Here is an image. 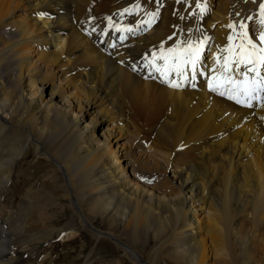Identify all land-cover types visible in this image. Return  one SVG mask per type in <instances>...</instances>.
Wrapping results in <instances>:
<instances>
[{"label": "bare ground", "instance_id": "6f19581e", "mask_svg": "<svg viewBox=\"0 0 264 264\" xmlns=\"http://www.w3.org/2000/svg\"><path fill=\"white\" fill-rule=\"evenodd\" d=\"M99 1L106 6L114 4V11L99 16L96 7L94 13L98 14L95 13L94 22L86 24L85 35L83 26L78 24L90 17L93 0H0V25L3 24L8 34L7 41H0V264H40V253L46 245L67 231L59 228L56 219L59 199L69 201L93 237L111 240L132 264H158L159 256L167 250L168 257L176 264H219L220 261L226 264L222 257L225 252L230 253L232 264H264V242H253L252 236L242 237L239 234L246 231L236 224L251 226L252 233L262 224L259 227L264 232V105L251 102L247 106L228 95L210 93L200 79L201 75H207L210 80L214 76L221 78L217 60L228 56L222 49L232 35L231 22L240 31V25H246L249 38L258 47H264L259 41L264 31L259 10L264 0H226L214 4L215 10L209 18L208 15L204 18H207L205 26L214 25L215 31L197 45L202 47L194 79L190 67L186 68L184 77L171 72L165 78L147 65L143 55L150 46L161 43L164 31L146 34V29L138 25L137 36L130 40L124 39L131 37L132 32H108L106 24L110 18L115 21L125 11L134 16L130 21L133 23L149 0ZM150 1L153 11L157 0ZM181 1L184 8L192 4L189 0ZM128 5L133 9H128ZM41 17L46 19H38ZM251 17L257 20L254 24L249 23ZM248 25L255 29L247 28ZM99 30L104 32L99 34ZM88 36L93 45L88 42ZM205 44L209 55L202 53ZM74 51L80 55H76L78 60L71 61ZM206 56L209 58L202 64ZM76 66L82 73L73 77ZM104 80L118 84L121 81L120 87L133 89L126 108L135 113L141 107L134 89L144 85L169 96L178 107L195 101L210 108L227 107L229 115L253 114L262 120H256L245 130L238 127L232 133V140L211 143L219 145L225 154L219 153L221 164L209 166L208 174L215 172L214 178L225 183L206 182L208 177L205 182L200 177L203 181H196L202 173L200 169L191 170L176 160L171 161L170 154L157 149L172 177L166 178L167 172L158 168L161 164L156 162L155 167L164 180L152 188L140 181L158 176H150L152 170L145 166L140 143L119 144L123 139L134 138L124 123L127 110L113 105L112 96L102 85ZM169 81L181 86L173 88ZM164 84L167 87L161 86ZM220 90H224V85ZM174 113L173 129L169 125L163 135L175 152L190 148L193 142L206 140L209 135L214 138L220 134L211 126L209 112L202 118L197 117V112ZM88 115L92 117L88 119ZM103 123H113L115 131L110 127L105 136L100 132ZM31 147L40 156L35 174L42 175L41 179H37L40 175L27 174L14 189L16 168L19 167V173L31 169L19 165ZM44 162L49 168L52 167L49 162L57 166L55 172L59 171L60 177L58 173L45 175L40 167ZM21 189L25 190L23 196L6 200L9 191ZM59 190L62 194L57 196ZM95 200L98 207L92 209L94 212L102 210L113 223L116 219L123 222L125 242L112 232H101L83 214L82 203ZM152 227L158 245L146 260L136 249L138 245H148ZM232 240L239 248L229 246ZM258 253L262 257L257 259Z\"/></svg>", "mask_w": 264, "mask_h": 264}, {"label": "rangeland", "instance_id": "374dc122", "mask_svg": "<svg viewBox=\"0 0 264 264\" xmlns=\"http://www.w3.org/2000/svg\"><path fill=\"white\" fill-rule=\"evenodd\" d=\"M97 1L99 3L101 2L99 0H97ZM97 1L93 0V2H92V6H91L92 8H90L91 15L88 18V20H86L87 19L86 18V19L81 21L80 25L78 24V26H83L84 32L86 33V34L84 33L85 35H87V30H85L86 24L94 22L93 18H94V15H96L95 13H97V12L100 13V14L97 13L99 16H101L103 13V15L106 16L108 14L111 15V13H113V11H114V4H110V5L106 6L104 4V2L99 4ZM136 1L138 3V0H136ZM177 1H179L181 4H184L183 1H181V0H157L156 7L153 8V11H152L150 8L151 1L149 0L146 2V7H145V5L142 6V8L144 7V12L140 13L139 17H141L146 22L151 19V17L148 15L149 13H157L158 14L157 15V17H158L157 23H159V24L152 22L151 26L155 29H153L150 33H154L156 30L159 32L161 30L164 32L166 31L165 33L161 32L164 35L161 38L162 39L161 42L165 41L168 35H169L168 39L171 42H173L174 44H175V42L173 41L174 36L188 37L189 39H190V37L191 38L196 37V36L186 35V33H189L192 30L200 31L201 33H204L205 35H203L201 33L197 34V35H201L203 40H204L206 36H209L211 34V32L213 33V31H215L214 25L213 26L211 25L212 27L210 26V28L205 26V23L207 22V18L203 17L200 23H194V20L192 18H189V16H188L189 12L191 10H193V8L196 6V2L194 0H189L192 3V4H190L189 8L191 7V5H192V8H190L188 11H185V8L183 5H180L179 7H177L176 6ZM202 1L205 2V0H202ZM225 1L226 0H211V1L207 0V7L212 9V11H210L209 14L213 12V9L215 10V8H216V5H214L215 3L221 4L222 2H225ZM94 2H95V4H94ZM118 2L120 3V0H118ZM139 5L141 7V4H139ZM129 6L130 5H128L126 7H128V9H133L132 6H130V7ZM187 6H188V4H187ZM96 7H97V12L94 13V11H95L94 9ZM199 8L200 7H198V9ZM193 14L197 15V9H196V12ZM209 14L207 16L208 18H209ZM146 17L149 20H146ZM38 19L44 20V19H46V17H41ZM47 19L51 20L50 18H47ZM256 21H257L256 19L251 17L249 20V23L252 24V22H256ZM161 26H163V27H161ZM213 27H214V29H213ZM252 27L253 26H251V25L247 26V28H250L251 30L255 29ZM99 31H100L99 34L104 32V31L102 32V30H99ZM183 31H184V33H182ZM206 31H207V33H206ZM208 31H210V32H208ZM167 32L170 34L166 35ZM165 36H166V38H165ZM88 37H87V40L90 38V37L89 38ZM7 39H8V34L6 33V31H4L3 24H1L0 25V41H7ZM90 40H91V38L88 40V42L93 45V43ZM200 43H203V41ZM56 44L57 43H55V45ZM204 47H206V46L204 45ZM206 48H208V47H206ZM55 49H57V47ZM207 51H209V49ZM76 55H80V52L74 51L72 53V57H70L71 58L70 60L71 61L72 60H78V57ZM204 61L206 62V60L204 59L202 64L205 63ZM63 62H60V63H63ZM76 67H77V71L72 73L73 77H76L82 73L81 68L78 66H76ZM64 68L66 69L67 66H65ZM74 69H76V68L74 67ZM99 78L104 79L102 77H99ZM145 79L147 81L149 79L150 82H152V81L155 82L151 78H145ZM146 80H143V81L147 82ZM58 82L59 81H57V83ZM102 85L106 88V91L108 92V94L112 96V98L114 100L113 105L116 107H120L123 110L124 109L127 110L124 113V117H125L124 123H126L128 125V130L131 132V135L133 136L134 139H131V138L123 139V140H121V142L119 144L121 145V144L127 143V144H130L132 146V141L136 142V144H138V145L140 143V146H142V148H143V149H141V147L139 146L140 153H143V154H141V157L145 159V166H147V168L150 166V168L152 170V172H150V176L153 177L154 175H158V176H154L155 178L153 177L150 180H149V176H148V180H146V179L142 180L141 179L140 181H142L141 182L142 185L145 184V185H148L149 187H152V188H156V187L160 186L161 182H162L161 179L164 180V176H161L158 169H156L157 167H155V166H157L155 164L156 162L157 163L160 162L158 164H161V165H159L160 167H158V168L167 172L166 178H168V176L172 177V175L168 173L170 168H165V166H164L165 163L162 162L163 160H161L160 155L158 156V151L159 152L163 151L165 153L170 154L171 155V161L176 160L181 165H187L188 167L191 168V170H194L195 168L200 169L202 173H200L198 175L196 181L202 182L204 180V182H205L206 177H208V181H206V182H209L211 180L212 183H218V184L219 183H225V182H220L214 178L215 172L212 175L208 174L209 166L214 165L216 167L218 164H221L222 161H221V158L219 157V153L221 154L223 152L222 154H225V150L222 151V149L220 148L219 145H212L211 143L213 141L219 142V141L224 140V139L225 140H229V139L232 140V138H233L232 133H234L238 127L241 130H245V129L251 127L256 120L257 121L262 120L259 116L255 117V115H253V114L235 112L234 114L229 115L230 110H226L227 107L213 106L210 108V106L209 107L202 106L201 103H198L195 101L193 103H190V104L188 103L189 105L186 104L184 106H181L182 107L181 108L180 106L178 107L175 104V102L173 100H171V98L169 96H166V95L163 96V94H158L159 92H157L156 88H152L151 86L145 87L144 85H141L139 88L134 89V94L137 93L136 96H138L137 103L141 107V110H138V112L135 113V112L130 111L126 108L128 101H129V98L131 96V92L133 93V91H132L133 89L128 90V91L123 89L122 87H120L121 81L118 84V83H114V82H109V80H104ZM164 85H161V86L167 87V85H165V86ZM144 89H145V92L143 91ZM155 91H156V93H155ZM49 92L50 91L48 89V93ZM152 92L156 95H153ZM48 98H49V96H48ZM201 107L203 110L201 109ZM190 108H191V110H190ZM191 111H192V113H191ZM174 112H183L186 114H194L195 112H197L196 114H197L198 118H202V116L206 112H209L208 116L210 118V121H213L211 123V126L216 127L220 131V134L216 135L214 138H212L211 135H209L208 139H206V140H197L195 142L192 141L193 142V146H191L192 148L191 147L190 148H183L180 151L175 152L170 145V141H166L167 139L165 137V134L163 135V132L165 133V128L166 127L169 128V125H171V128L173 129V126H172L173 124H171V123H175L173 118H175L176 113H174ZM240 114H244V115H240ZM91 117H92V115H88L87 118L89 119ZM257 117L260 118V120ZM206 122H207V124L209 123L208 121H206ZM226 124H227V126H226ZM110 127L114 128V131H115V126L113 123H108V124L103 123L102 125H100V132H103L104 135L107 136ZM176 127H178V126H176ZM231 127H236V128L233 129ZM137 140H138V142H137ZM191 140H192V137H191ZM151 146L154 147V149ZM114 147H117V145ZM157 149H158V151H157ZM143 150H144V152H143ZM139 151H138V153H139ZM151 153H153L155 155H153ZM206 153H209V155H207ZM155 156L157 158L159 157L160 160H158ZM39 159H40V156L36 155V153L33 151L32 147H31V149L28 151L27 155L24 157L23 160H21V162L19 164V165H22V164L26 165L27 167L29 166L31 169H29L27 171V173H24V172L19 173L20 172L19 167L16 168L17 169L16 174H15L16 177L14 178V181H12V187L14 189H15V187H17L19 185V183L21 182V180H23V178L27 177V174H28V176H35V177L40 175V174H37V175L35 174V172L37 171L35 169V167L37 166L38 161H40ZM253 159L257 160V157L254 154H253ZM146 161H147V163H146ZM152 161H154V162H152ZM49 163L52 165L51 168L47 167L48 165L45 162L41 163V164L39 163L41 170H43L44 173H46L45 175H47L48 177H51L53 175V173L54 174L58 173V175L60 177L61 173L59 171L55 172L56 169L58 170L57 166H54L52 162H49ZM202 167H204V168L202 169ZM220 172H222V171H220ZM41 176L42 175L37 177V179L40 180ZM218 176L220 178L222 176L221 173ZM199 177L203 180H199ZM155 180H156V182H155ZM174 180H177V179L174 178ZM152 182H154V183H152ZM155 185H157V186H155ZM174 186L177 190H180V188L178 186H176V185H174ZM188 188H186L185 191H187ZM154 191L159 192V190H156V189ZM24 192H25V190H22V189L17 190L13 193L11 191H9L8 195L6 196V200L10 201V200L15 199V198L17 199L18 196H21V195L23 196ZM61 194H62V192L60 190L57 191V193H56L57 196H59ZM157 195H161V194H157ZM96 201L97 200L90 202V203H89V201L86 203H82L81 210L83 211V214H85L89 218V221L93 224V226L95 228H97L101 232H105V233L112 232L114 236L119 237L122 241L125 242L126 241V232H125L123 222L119 219H116V220H114L115 223H113L111 220H109V215L104 214L102 210H98V213L94 212L92 209L98 207V204ZM55 210H57L56 219H58V221H59V224H58L59 228H61L62 231L63 230H67V231L63 232L62 233L63 235L61 234L60 237H57L52 242H50L49 244L46 245L45 249H43L42 252L40 253V257H39V261H40L39 263L40 264H67V263H71L72 261L74 262V264H132L127 259V257H125L122 254V252H120V250L117 249L116 245L111 240H109L103 236L99 237V238L93 237L91 232L83 227L80 215L77 213V211L75 209H73L70 206L68 200L59 199L58 206H57V208H55ZM236 224L242 225V230L246 231V232H243L242 234L241 233L239 234V235H242V237L252 236L251 239L253 240V242H256L259 240H261V242H264V232L260 229L262 224H259L260 227L258 225L255 233H252L251 226H247V225H244L242 223H236ZM70 233H73V235ZM155 235H156V231L152 227V231L150 232V235H149L148 245H145V244L144 245L143 244L138 245V247L136 249L146 260H148L150 258V251L158 245V241L155 239ZM255 235H257V239L255 238ZM166 236L167 235L163 236L162 238H164ZM231 238H232V236H231ZM229 246L239 248L237 242H234L233 240H232L231 244L229 243ZM168 253H169L168 250L163 251L161 253V255L159 256L158 264H176L177 263L176 261H174L173 259H170L168 257ZM222 257H223V260L226 261V264H232L231 256H230L229 252H225L222 255ZM261 257H262V253H258L257 259L261 258ZM219 264H224V263H222V261H220Z\"/></svg>", "mask_w": 264, "mask_h": 264}, {"label": "snow or ice", "instance_id": "6c2138e0", "mask_svg": "<svg viewBox=\"0 0 264 264\" xmlns=\"http://www.w3.org/2000/svg\"><path fill=\"white\" fill-rule=\"evenodd\" d=\"M198 7H200L202 14L207 11L206 4L203 6L198 5ZM148 15L151 19L146 23L148 26H151V23L155 20L158 14L149 13ZM259 16L260 24L262 28H264V3L260 5ZM143 23L144 22H142V24ZM109 26L115 27L111 24V21L109 22ZM229 27L235 31V25L230 23ZM240 28L242 31L238 35L241 39V43L233 46V37L229 36V46L222 49L223 52L228 53V56L224 59V63L221 65L223 69V79L214 76L209 80L208 86L209 90L212 92H219L220 95H228L230 99H234L237 103L251 106V101L260 97L261 93H264V76H261L259 72V68L264 67V47H258L257 44L249 38L246 31V25L242 23ZM116 30L126 33L134 31L131 27H117ZM259 41L261 45H264V31L260 33ZM114 46L115 45H113V47ZM201 47L202 45L193 46L192 44H189L186 48L181 49L180 45H176L173 48L165 50L163 45H161L160 52L153 54L151 60L148 62V66L155 71L160 72L165 78H167L171 72H175L178 77H184L186 68L190 67L194 79L197 71V64L200 59ZM235 48H239V52H236ZM158 60L164 62L163 67L157 64ZM233 62H235L237 66L244 65L247 67L248 72L255 74L254 77L250 78L248 74L245 73L242 80L236 81L231 75H223L224 73L230 72ZM217 63H219V60H217ZM223 85H229V87H226L221 91L220 89ZM169 86L179 88L181 85L180 83L169 81Z\"/></svg>", "mask_w": 264, "mask_h": 264}]
</instances>
